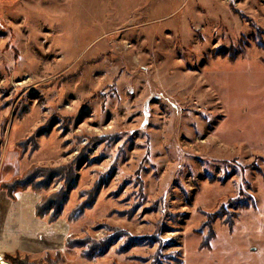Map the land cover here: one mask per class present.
<instances>
[{"label":"rangeland","instance_id":"1","mask_svg":"<svg viewBox=\"0 0 264 264\" xmlns=\"http://www.w3.org/2000/svg\"><path fill=\"white\" fill-rule=\"evenodd\" d=\"M0 264H264V0H2Z\"/></svg>","mask_w":264,"mask_h":264},{"label":"crops","instance_id":"2","mask_svg":"<svg viewBox=\"0 0 264 264\" xmlns=\"http://www.w3.org/2000/svg\"><path fill=\"white\" fill-rule=\"evenodd\" d=\"M2 0H0V2H1Z\"/></svg>","mask_w":264,"mask_h":264}]
</instances>
